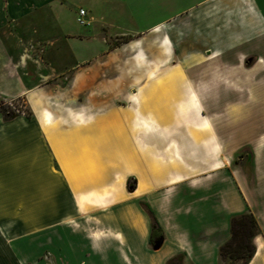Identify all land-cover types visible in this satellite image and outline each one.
I'll return each instance as SVG.
<instances>
[{
	"label": "crops",
	"instance_id": "obj_1",
	"mask_svg": "<svg viewBox=\"0 0 264 264\" xmlns=\"http://www.w3.org/2000/svg\"><path fill=\"white\" fill-rule=\"evenodd\" d=\"M0 98V264H219L240 213L264 264V0H0Z\"/></svg>",
	"mask_w": 264,
	"mask_h": 264
},
{
	"label": "trees",
	"instance_id": "obj_2",
	"mask_svg": "<svg viewBox=\"0 0 264 264\" xmlns=\"http://www.w3.org/2000/svg\"><path fill=\"white\" fill-rule=\"evenodd\" d=\"M19 113L28 114L24 112L15 111L9 107L8 104L0 101V115L1 119L10 120ZM150 217V230L148 235V245L156 247L161 241L162 233L156 223L152 212L147 205H144ZM230 235L218 247V262L222 264L224 261L238 262V264H247L254 252V244L252 238L258 233V226L250 213L235 214L229 219ZM182 254L177 253L170 256L165 264H181Z\"/></svg>",
	"mask_w": 264,
	"mask_h": 264
},
{
	"label": "rangeland",
	"instance_id": "obj_3",
	"mask_svg": "<svg viewBox=\"0 0 264 264\" xmlns=\"http://www.w3.org/2000/svg\"><path fill=\"white\" fill-rule=\"evenodd\" d=\"M129 35H123L120 34L118 32H110L108 33L107 36L104 37L105 41L107 42L108 48H112L116 45H119L120 43L126 41L127 39H129ZM76 45V44H75ZM121 56H130L129 53L127 54H123ZM128 69H117L116 71V79L117 82L115 84L116 88L114 90L109 89V94L110 92L112 94H110V96L106 99V102L108 104V109L111 107V103L113 104L114 101V96H118L120 100L124 99L126 93H127V89L130 88L129 90L131 91L132 89H134L135 86H130V82H127L129 80V73H128ZM122 81V82H121ZM121 82V84H120ZM113 87V86H112ZM152 88L150 89V91L148 92L146 89L143 90L144 93L149 94L150 96V100L149 102H145L144 106H148L149 108H153V109H174L176 108V98L174 100H170L172 97H178V94L180 92V89L178 88V86L173 85V86H151ZM96 91H98V86L96 87ZM100 88H102V86H100ZM129 91V92H130ZM164 92H171V95L169 93L170 98H166L164 95ZM167 94V93H166ZM173 99V98H172ZM0 101L2 102H10L11 105L17 109L19 112H24V107L22 102L19 99H9V100H4L2 98H0ZM106 107V106H104ZM222 264H238V262H226L224 261Z\"/></svg>",
	"mask_w": 264,
	"mask_h": 264
},
{
	"label": "built area",
	"instance_id": "obj_4",
	"mask_svg": "<svg viewBox=\"0 0 264 264\" xmlns=\"http://www.w3.org/2000/svg\"><path fill=\"white\" fill-rule=\"evenodd\" d=\"M76 22L82 26H87L89 25L90 21L86 20L85 18V11L81 8H78L77 10V17H76ZM6 103V102H4ZM6 104L9 105V107L15 111H17V109H15L10 102H7Z\"/></svg>",
	"mask_w": 264,
	"mask_h": 264
}]
</instances>
